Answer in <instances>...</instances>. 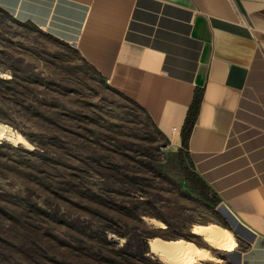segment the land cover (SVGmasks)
<instances>
[{
    "label": "rangeland",
    "instance_id": "374dc122",
    "mask_svg": "<svg viewBox=\"0 0 264 264\" xmlns=\"http://www.w3.org/2000/svg\"><path fill=\"white\" fill-rule=\"evenodd\" d=\"M0 122L26 140L0 139V264H165L155 236L207 248L196 264H234L192 232L224 225L150 113L1 7Z\"/></svg>",
    "mask_w": 264,
    "mask_h": 264
},
{
    "label": "crops",
    "instance_id": "0c3cea01",
    "mask_svg": "<svg viewBox=\"0 0 264 264\" xmlns=\"http://www.w3.org/2000/svg\"><path fill=\"white\" fill-rule=\"evenodd\" d=\"M0 7L75 46L177 150L200 88L190 157L221 198L219 221L236 241L224 250L234 264H264V0H0Z\"/></svg>",
    "mask_w": 264,
    "mask_h": 264
},
{
    "label": "bare ground",
    "instance_id": "6f19581e",
    "mask_svg": "<svg viewBox=\"0 0 264 264\" xmlns=\"http://www.w3.org/2000/svg\"><path fill=\"white\" fill-rule=\"evenodd\" d=\"M0 139H6L15 143H25V139L5 123L0 122ZM158 227H166L164 222L158 223ZM192 232L201 236L206 243L220 249H232L236 241L226 227L217 223L195 224ZM150 251L157 254L159 260L165 264H196L199 256L207 257L209 250L199 246L192 240L184 237L176 239H164L159 236L149 240ZM212 257V256H211Z\"/></svg>",
    "mask_w": 264,
    "mask_h": 264
},
{
    "label": "trees",
    "instance_id": "16d2710c",
    "mask_svg": "<svg viewBox=\"0 0 264 264\" xmlns=\"http://www.w3.org/2000/svg\"><path fill=\"white\" fill-rule=\"evenodd\" d=\"M202 101V90L196 88L193 100L187 111L184 124L181 129V147L178 150V156L182 166V171L191 187L198 192L201 199L206 204L213 207L218 217H222L221 213L217 210V206L221 202L219 194L205 181V179L195 170L194 164L189 153V141L199 113V108ZM223 218V217H222ZM225 226H228L227 221ZM224 224V223H223Z\"/></svg>",
    "mask_w": 264,
    "mask_h": 264
}]
</instances>
